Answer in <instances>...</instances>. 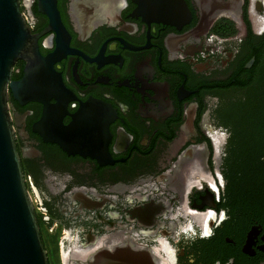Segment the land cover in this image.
<instances>
[{"label":"flooded vegetation","instance_id":"obj_1","mask_svg":"<svg viewBox=\"0 0 264 264\" xmlns=\"http://www.w3.org/2000/svg\"><path fill=\"white\" fill-rule=\"evenodd\" d=\"M51 1L52 23L40 0L20 11L40 55L58 49L62 88L43 63L45 102L7 96L48 264H264V208L233 188L228 121L260 82L264 0ZM60 124L84 155L46 139Z\"/></svg>","mask_w":264,"mask_h":264},{"label":"water","instance_id":"obj_2","mask_svg":"<svg viewBox=\"0 0 264 264\" xmlns=\"http://www.w3.org/2000/svg\"><path fill=\"white\" fill-rule=\"evenodd\" d=\"M39 4L52 23L58 16L54 1L40 0ZM62 46L58 40L57 48ZM57 50L46 57L41 56L37 39L21 14L20 0H0V264H48L15 148L7 96L10 89L20 102L22 99L45 102L43 90L32 82L40 71V64L50 67L58 58ZM18 59L26 60L27 65L23 77L13 81L11 74ZM50 73L56 79L57 88L61 89L51 67ZM48 111L46 107L45 115ZM74 128L73 124H60L59 129L46 139L58 143L68 152L84 155L83 133Z\"/></svg>","mask_w":264,"mask_h":264},{"label":"trees","instance_id":"obj_3","mask_svg":"<svg viewBox=\"0 0 264 264\" xmlns=\"http://www.w3.org/2000/svg\"><path fill=\"white\" fill-rule=\"evenodd\" d=\"M262 42L264 47V38ZM263 51L257 47V63L263 62ZM261 71L254 92L236 98L228 116L232 130L229 147L236 160L230 167L233 188L243 193L242 205L251 208H264V66Z\"/></svg>","mask_w":264,"mask_h":264}]
</instances>
